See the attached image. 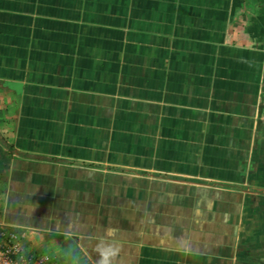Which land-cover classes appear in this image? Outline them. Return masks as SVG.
I'll return each mask as SVG.
<instances>
[{
	"label": "crops",
	"instance_id": "crops-1",
	"mask_svg": "<svg viewBox=\"0 0 264 264\" xmlns=\"http://www.w3.org/2000/svg\"><path fill=\"white\" fill-rule=\"evenodd\" d=\"M255 1L0 0V227L51 264H97V245L112 264H264ZM212 164L240 167L223 183ZM184 185L236 196L230 226L126 215L142 195L183 211Z\"/></svg>",
	"mask_w": 264,
	"mask_h": 264
},
{
	"label": "rangeland",
	"instance_id": "rangeland-1",
	"mask_svg": "<svg viewBox=\"0 0 264 264\" xmlns=\"http://www.w3.org/2000/svg\"><path fill=\"white\" fill-rule=\"evenodd\" d=\"M259 1L264 3V0ZM256 3L257 1L253 3V6H256ZM256 8L257 7H255L253 10L254 13L256 12ZM208 166L209 170H212L211 180L225 183L235 178L234 175L237 171V168L240 167V164H234L232 170H226L224 167L219 165L212 164ZM125 183V187H135L139 188L140 191H146L152 190L156 182H153V179L151 178L136 177L134 178V181H130L129 179L125 180ZM183 187H190L192 189L198 188V190H192L193 194L187 197L188 202L185 204L183 211H181L180 204L176 206V209H171L169 207V205H171L170 202L168 203V206H163V204L158 206L156 205V202L152 201L150 196L142 195L139 202L137 200V204H134L133 207H128L129 211L126 215L131 219L134 218L137 221L141 220L142 225L157 224L159 226H164V223L167 221L170 223H178V221L182 220L195 224L196 222H200L204 219V222H209L207 220H212L217 221L221 225L226 224L225 226H230L228 221L232 219V214L227 211L226 208L228 209L230 206L228 203L232 202L236 196H234L232 193L224 192L222 190H208L188 185H184ZM179 198H181V196H176L173 199ZM183 199H185V197H183ZM242 209V207L238 208L237 216L241 217L243 220L245 212L242 215ZM262 215L264 216V213ZM149 229L151 228L146 227L142 228L141 230L145 233L149 231Z\"/></svg>",
	"mask_w": 264,
	"mask_h": 264
},
{
	"label": "built area",
	"instance_id": "built-area-1",
	"mask_svg": "<svg viewBox=\"0 0 264 264\" xmlns=\"http://www.w3.org/2000/svg\"><path fill=\"white\" fill-rule=\"evenodd\" d=\"M21 234L0 227V264H51L46 254H28L22 244Z\"/></svg>",
	"mask_w": 264,
	"mask_h": 264
},
{
	"label": "clouds",
	"instance_id": "clouds-1",
	"mask_svg": "<svg viewBox=\"0 0 264 264\" xmlns=\"http://www.w3.org/2000/svg\"><path fill=\"white\" fill-rule=\"evenodd\" d=\"M97 249L99 250L97 264H112V260L118 254V250L112 248L101 249L100 245H97ZM17 264H21L20 259H18ZM65 264H82L79 254L76 252L66 254Z\"/></svg>",
	"mask_w": 264,
	"mask_h": 264
},
{
	"label": "trees",
	"instance_id": "trees-1",
	"mask_svg": "<svg viewBox=\"0 0 264 264\" xmlns=\"http://www.w3.org/2000/svg\"><path fill=\"white\" fill-rule=\"evenodd\" d=\"M162 178H169L168 176L164 175L162 176ZM199 184H202V185H207V186H214V187H224V188H228V189H232L234 188L235 186L234 185H225V184H219V183H209V182H205V181H198ZM257 193H260V192H257ZM258 201H262L264 200L263 197L261 196H258Z\"/></svg>",
	"mask_w": 264,
	"mask_h": 264
}]
</instances>
